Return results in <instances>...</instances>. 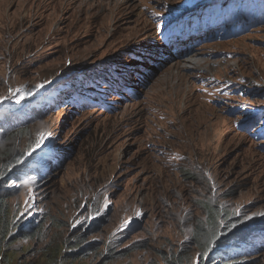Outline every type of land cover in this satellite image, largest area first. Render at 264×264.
I'll return each mask as SVG.
<instances>
[{"label":"rangeland","instance_id":"obj_1","mask_svg":"<svg viewBox=\"0 0 264 264\" xmlns=\"http://www.w3.org/2000/svg\"><path fill=\"white\" fill-rule=\"evenodd\" d=\"M215 2L0 0V111L59 96L1 139L41 171L1 181L13 231L0 264H205L193 237L205 206L264 221V23H189ZM94 72L112 93L66 107L67 85L90 90ZM244 262L264 264V249Z\"/></svg>","mask_w":264,"mask_h":264},{"label":"trees","instance_id":"obj_2","mask_svg":"<svg viewBox=\"0 0 264 264\" xmlns=\"http://www.w3.org/2000/svg\"><path fill=\"white\" fill-rule=\"evenodd\" d=\"M93 76L99 80L95 72ZM83 86L78 83L73 84L76 89ZM67 92L69 96L72 94L70 91ZM52 95L53 101L49 104H46L45 101L40 102L39 99L31 98L25 101L26 103L24 104L16 105L19 107L12 106L18 110L17 113L11 110L12 107L3 108L0 111V254L5 252L8 239L13 231L11 207L8 203L12 198V191L5 190V184L2 186L1 181L4 180L3 182L8 183L18 182L25 175L37 176L40 175L38 172L41 171L37 168L34 170L31 166H29V170H24V159H9L12 154L9 153V148L6 145L1 144V139L7 137V141L13 140L19 132L23 131V128H27L29 123L42 119L50 111H54L56 108L54 102L59 100V96L58 94ZM62 101L66 107H69L68 99H63ZM258 127L264 128V123L257 124ZM45 153L49 154V151L46 150ZM42 160L40 159L39 161L42 162ZM205 210L206 218L195 229L193 236L197 249L205 252V264H207L206 261L208 260L216 264H252V262L245 263L244 260L253 257L257 249H264V221L252 226L239 225L233 223L232 219V221H227L226 212L214 204L205 206ZM19 235L27 240L36 237L28 229L22 230ZM81 243L79 242L78 246ZM232 247H234V250ZM61 258L63 257L61 256ZM50 264H64V262L59 263L55 259ZM163 264L184 263L180 256L174 255L170 257L163 256Z\"/></svg>","mask_w":264,"mask_h":264},{"label":"bare ground","instance_id":"obj_3","mask_svg":"<svg viewBox=\"0 0 264 264\" xmlns=\"http://www.w3.org/2000/svg\"><path fill=\"white\" fill-rule=\"evenodd\" d=\"M200 1V0H199ZM69 2V1H68ZM67 2V5H69V3ZM194 3H195V1H193ZM198 2V1H197ZM215 4V3H214ZM195 5V4H194ZM197 5V4H196ZM51 8V4L49 5V8L45 11V12H47L49 9ZM40 10V7H36L34 10H31V18H33V16L35 15V13L36 12H38ZM18 12V11H17ZM44 12V13H45ZM42 14V19H41V21L38 23V25H41V24H43L44 25V22H45V14ZM25 19H27V18H24V20ZM24 20L22 21V23H24ZM186 62L187 63H189V64H194L196 67H198V66H200L199 65V63H196V61L193 59V58H190V59H188V60H186ZM217 120H218V124L220 123V122H224L225 124L226 123H229L227 120H223L222 118L220 119V118H217ZM205 125H208L207 124V121L205 120Z\"/></svg>","mask_w":264,"mask_h":264},{"label":"snow or ice","instance_id":"obj_4","mask_svg":"<svg viewBox=\"0 0 264 264\" xmlns=\"http://www.w3.org/2000/svg\"><path fill=\"white\" fill-rule=\"evenodd\" d=\"M17 91H19V90H17ZM43 139V138H42Z\"/></svg>","mask_w":264,"mask_h":264}]
</instances>
